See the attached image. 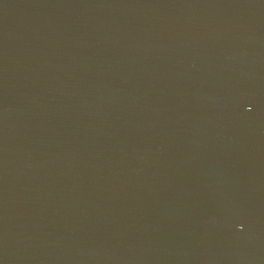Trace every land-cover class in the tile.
<instances>
[{
  "label": "water",
  "instance_id": "95a60500",
  "mask_svg": "<svg viewBox=\"0 0 264 264\" xmlns=\"http://www.w3.org/2000/svg\"><path fill=\"white\" fill-rule=\"evenodd\" d=\"M0 264H264V0H0Z\"/></svg>",
  "mask_w": 264,
  "mask_h": 264
}]
</instances>
